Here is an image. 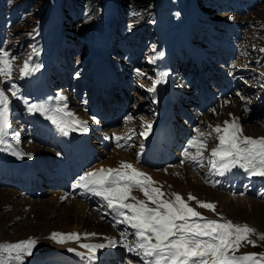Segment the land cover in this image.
I'll use <instances>...</instances> for the list:
<instances>
[{
    "label": "snow or ice",
    "instance_id": "snow-or-ice-1",
    "mask_svg": "<svg viewBox=\"0 0 264 264\" xmlns=\"http://www.w3.org/2000/svg\"><path fill=\"white\" fill-rule=\"evenodd\" d=\"M158 56H163V53ZM15 59L7 51L0 49V77H3V82L10 84L12 97L19 98L17 85L12 83ZM38 70L39 66H33L29 58L24 61L19 72L23 78ZM136 71L138 75H142L139 69ZM166 75L158 74L148 91L154 93L157 85L164 82ZM56 99L66 100L62 95ZM25 103L28 112L46 115L65 136L70 131H88L87 121L80 120L74 113L66 111V103L56 108L50 107L47 102ZM10 114L11 100L0 88V145L5 146V151L11 148L7 142L11 127ZM150 129L151 124H148L146 131L141 135L147 136ZM196 131L197 135L188 141V147L184 150V156L188 160L202 162L208 141L215 139L218 143L209 153V164L213 171L225 175L239 168L247 175L264 177V137L241 135L242 129L235 119L224 121L223 125H216L208 133L199 129ZM192 148L195 153L190 151ZM13 154L22 155L20 152ZM155 183L149 175L139 171L131 163L121 162L119 168H101L83 173L76 180L75 186L102 197L107 207L117 217L122 218L118 222L131 227L134 242L127 243L122 234L120 243L124 244L128 252L135 253L141 264H264V253L235 254L242 242L255 246V241L249 238L250 234L255 233V229L247 224H234L223 218H206L191 207L179 193H172L173 199L164 198L166 194L160 187L154 186ZM134 190H139L145 199L132 195ZM196 199L192 194L188 195V201ZM197 203L201 208L215 210V205L211 202ZM96 235L84 233L83 237ZM50 239L63 244L70 240L79 242L82 236L75 232H54ZM260 239L264 240V234L260 235ZM36 244V238L32 237L15 243H0V264H24L26 257L32 255ZM116 244L117 241L112 238H108L107 244L80 243V247L87 249V252H77V255L95 262L98 250L115 247ZM68 251L76 252V249L69 248ZM127 264H132V261L129 260Z\"/></svg>",
    "mask_w": 264,
    "mask_h": 264
},
{
    "label": "rangeland",
    "instance_id": "rangeland-1",
    "mask_svg": "<svg viewBox=\"0 0 264 264\" xmlns=\"http://www.w3.org/2000/svg\"><path fill=\"white\" fill-rule=\"evenodd\" d=\"M115 1L116 0H110V4ZM163 1L167 0H159V3ZM235 1V3L230 4L226 11L216 14L214 18L212 17V22H214L212 25H215L218 32H220L219 27L225 24L232 25V27L238 29H233V32L240 37V39L238 37L236 39L237 43L240 44L237 48V54L240 55V61L244 65H248L253 71L248 73L249 76H246L247 81L244 86L243 99H240V105L244 113L249 117L245 123V129L247 133H251L255 136L259 135L261 138L264 137V51H261L264 49V0ZM4 2V0H0V11L3 9ZM30 4L28 0H17L14 3H10V7L8 8L9 13L5 11L4 13L7 12V14L3 17L5 22L2 26L7 28V32L10 35L8 43L16 52L13 54L16 59L13 61L12 74V83L15 84L18 80H20V82L23 80L20 76L19 69L23 66L24 61L29 58L30 61L33 59L35 52L41 50L42 45L40 46V44L43 42L44 45V40L49 35H59L63 42L61 38L64 29L63 24L61 26L60 24L51 26L46 25L42 30H38L44 17L43 12L39 10L43 4V0H36L34 3L36 6H32V9ZM37 5H39L38 8ZM27 7L31 9L30 12H26V10H28ZM89 26L88 20L75 19L69 23L66 30L69 29L79 34L81 31H89ZM142 26L143 27H140L136 32L137 34L134 35V41L143 43L145 48L150 51L151 45L155 41L156 34L151 28L150 23H144ZM73 38L77 37L73 35ZM86 48L87 44H85L84 49ZM124 57L126 58L125 55ZM144 60L145 56L141 55L132 56L131 58V62L134 65H142L144 64ZM248 81H250V83H248ZM11 104L14 105L15 101H11ZM231 114L232 112L228 113V115ZM174 178H176L175 181L177 180L176 183H181L182 181L186 183L185 181L188 180L186 177L181 178L180 176H176V174ZM234 183L235 182L232 183V186ZM255 186V182H246L245 185L240 182V188H229V193L221 192L228 195L230 199H236L235 195L238 194L239 190L240 196H237V199H243L244 197L251 198L249 201H242L244 203L242 208L241 206H227L226 208L219 209V206L216 205L215 211H212L216 216L213 219L221 220V218H223V220L231 221L234 224H247L256 230L255 233L249 235V238L255 241V246L247 242H242L239 250L235 253L236 255L264 253V240L260 239V235L264 234V185L257 189ZM254 190H256V192H254ZM51 195L54 197V194L49 192L44 197H36L32 200H48ZM6 210L11 211L12 207ZM93 213H95V211ZM16 217L14 222L18 224L10 226L12 229L9 228L5 230L4 239H2L0 243L12 242V240L16 241L14 234L16 229L17 231L21 229V224L19 225V223L22 222L21 216L17 215ZM33 217L32 215L31 219H33ZM27 229L29 230L28 227Z\"/></svg>",
    "mask_w": 264,
    "mask_h": 264
},
{
    "label": "bare ground",
    "instance_id": "bare-ground-1",
    "mask_svg": "<svg viewBox=\"0 0 264 264\" xmlns=\"http://www.w3.org/2000/svg\"><path fill=\"white\" fill-rule=\"evenodd\" d=\"M61 3L62 0H53V22L60 21L59 9ZM168 37L169 39L172 38V32H169ZM235 110L236 108L232 109L231 115H235ZM231 115L227 114V117H230ZM121 157V159H123L130 156L121 154ZM110 162L114 163L115 159L111 160ZM155 175L158 178L166 179L167 182L164 181L166 182L165 190L169 193V197L174 192L179 193L186 202H190L188 201V193L190 191H192V193L195 195H199V201H206L207 199L217 200L219 209L226 208L227 206H241L242 208L244 205L242 201H249L251 199L249 197H244L246 199H237V196L235 197L236 199H230L228 195L215 191L212 189V187L207 186L190 170H187L186 172V179H188L187 181H185L186 183H184L183 181L181 183H176V178L172 176H166L161 172H157L155 173ZM248 177L251 176L248 175ZM255 180L258 184L264 183V177H255ZM170 184L173 185V190H169L167 188L168 186H170ZM19 192L8 191L6 189L0 190V241L4 239V232H6V229L11 228L10 226L12 225L18 224L14 222L17 218L16 216H21L22 222L19 223V225L21 224V229L17 231V229L15 228L16 231L14 234V238L16 239V241L26 240L30 237L36 238L37 240V244L33 249L32 255L26 257V259L33 257L39 250L44 251L62 248L66 249L68 247L76 246L75 240L66 241L65 243L61 244L50 239L51 234L54 232H75L81 234L82 239H84L83 234L92 229H98L100 231L110 230L109 225L104 222L98 221L99 217L96 212L93 213V210L89 209L86 204L78 199H68L65 202H61L59 201V197L55 194L54 197L53 195H51L48 200H32L25 199L19 195L17 196ZM132 194L137 196L138 198L145 199V197H143V194L139 190H134ZM10 207H12V210L7 211L6 209ZM209 213L210 215H212L211 212ZM32 215L34 216L33 219H31ZM27 227L29 228V230L27 229ZM16 241L13 242L15 243Z\"/></svg>",
    "mask_w": 264,
    "mask_h": 264
},
{
    "label": "trees",
    "instance_id": "trees-1",
    "mask_svg": "<svg viewBox=\"0 0 264 264\" xmlns=\"http://www.w3.org/2000/svg\"><path fill=\"white\" fill-rule=\"evenodd\" d=\"M76 3L75 1L84 5L86 0H69V2ZM101 0H87L89 4H96L99 7ZM47 3L48 0H45ZM154 0H120V5L122 9H131V11H138L139 15L142 13L143 15H147V12H151L153 9ZM141 14V15H142Z\"/></svg>",
    "mask_w": 264,
    "mask_h": 264
}]
</instances>
